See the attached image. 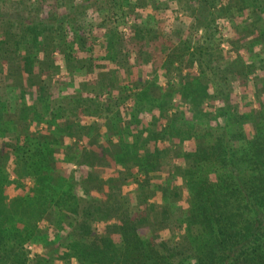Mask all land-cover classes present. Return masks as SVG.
I'll return each mask as SVG.
<instances>
[{
  "label": "trees",
  "instance_id": "trees-1",
  "mask_svg": "<svg viewBox=\"0 0 264 264\" xmlns=\"http://www.w3.org/2000/svg\"><path fill=\"white\" fill-rule=\"evenodd\" d=\"M215 1L119 0L118 3L117 0H0L1 93L7 90L18 96L44 99L47 81L53 76L51 71L59 68L58 62L67 69L72 68L75 73L94 65L97 57L99 61L105 60V55L99 50L112 44L111 37L105 33L112 29L115 7L118 6L119 18L127 31L122 35L119 32V50L126 49L124 42L127 38L132 42L133 50H165L167 59H170H166L168 64L172 63L171 55L175 50H186L191 61L200 66V73L206 72L212 79V89L223 102H227L226 109H234L233 112L237 113L231 116L227 112L225 118L228 125L219 130L210 129L206 138L211 137V142L199 141L197 149L185 153L182 165L166 174L155 170L156 166H151L152 170L146 172L159 175L158 212H118L115 195L110 196L111 201L84 199L81 212L71 213L76 214L77 220L62 240L55 242L46 236L42 252L30 255L24 244L37 236L35 221L46 212L56 195L58 203H53H62L60 195L50 192L47 186V192L41 190L42 198L34 197L23 202L11 200L6 207L5 198L0 194V264H264V100L257 102V107L248 99L249 110L240 111L239 103L231 101V85L233 82L243 85L248 81L250 64L239 55L223 62L224 58L219 54L212 60L214 54L210 53L215 50L212 49V37L215 39V34L220 32V26L225 21L228 22V17L238 35L241 34L239 37L243 36L241 39L235 36L230 40L231 45L238 48L240 40L248 37L251 46L264 47V0H232L222 8H215ZM219 9L220 16L216 14ZM182 15L205 31L207 37L202 45L192 42L185 23L179 20ZM237 17L240 18L235 20ZM122 59L123 56L119 62L111 59L110 63H119L121 67L124 63ZM222 63L225 68H221ZM47 65L49 70L44 67ZM162 68L169 87L168 98L173 96L174 90L182 95L183 101H188L192 114L200 113L201 77L197 73L194 78L188 73L182 74L181 65L175 69L177 76L172 74L168 65ZM151 84H141V89L137 88L133 95L160 99L144 92ZM28 89L31 92L26 94ZM256 90L264 92V85L255 84ZM208 95L206 92L204 96ZM24 106L20 102L19 113L14 110V119L24 113L27 109ZM9 111L11 109L7 105L3 112L0 110V115L15 122ZM173 112L166 109L160 116L166 118L165 127L159 126L160 138H165L166 132L168 134ZM138 113L140 111L135 104L130 117L123 118V127H127ZM39 121L37 117L36 122ZM228 126H231V131L223 138L222 133ZM71 128L79 131L83 124L76 120L64 126L66 131ZM72 134L69 132V136ZM241 137L242 142H235ZM104 152L113 162L121 163L120 146L112 153L107 149ZM116 153H119V158ZM195 159L211 166L210 175L215 180L214 184L208 178L195 179ZM105 160L101 157L100 165ZM97 161L100 162V159ZM5 164L6 158L0 156V169ZM90 174L97 177L94 172ZM178 178L187 188L185 209L174 205L175 199L180 196L175 186ZM210 189H215L221 196L215 197L216 193L210 192ZM229 202L239 211L228 209ZM243 212L250 213L251 217L242 228L233 230L221 226L224 221L242 217L240 214ZM176 214L182 216L174 218ZM100 222H104L101 233L95 229ZM14 223L20 227H13ZM173 224L183 230V236L180 239L160 238L159 231H171ZM141 227L149 229L150 237L140 233ZM112 235H119V246L114 244ZM61 247L63 261L55 259L60 256L58 251Z\"/></svg>",
  "mask_w": 264,
  "mask_h": 264
},
{
  "label": "rangeland",
  "instance_id": "rangeland-1",
  "mask_svg": "<svg viewBox=\"0 0 264 264\" xmlns=\"http://www.w3.org/2000/svg\"><path fill=\"white\" fill-rule=\"evenodd\" d=\"M117 1L119 3V0ZM230 1L232 0H217L214 4L215 8L227 6ZM114 14L112 29L105 33L106 36L111 37L112 44L110 47L106 45L105 50H99L105 55V60L99 61L98 57L95 59V63L99 66L94 63L88 69L74 73L72 68L67 69L58 62L59 68L51 71L53 76L47 81L44 99L36 96V98L18 96L7 90H2V93L0 91V110L3 112L9 105L11 111L8 114L12 119L16 117L15 111L19 113L20 102H23L26 106L24 108H27L19 118L14 119L15 122L0 115V156L6 158V164L0 169V194L5 198L6 207H9L11 200L23 202L34 197L42 198L41 190L47 192V186L50 187V192L60 195L59 201L62 202L53 203H58L56 195L46 212L35 221L38 234L30 240L31 242L24 244L30 255L43 251L41 248L46 236H50L55 242L62 240L72 223L77 220L76 214H72L81 212L84 199L111 201L110 196L115 195L118 212H158L160 179H157V176L159 175L146 174V172L156 166L155 170L166 174L174 167L182 165L185 161V153L197 149L199 141L211 142V137L206 138L210 129L219 130L218 128L222 129L228 125L225 118L227 112L231 116L234 113L237 115L235 111L233 112L234 109L228 107L226 109L227 102H223L212 89L214 85L212 79H209L206 72L200 73V66L191 61L186 50H175L171 55L172 58L170 57L171 64L167 62L170 59H167L165 50H133L132 42L127 38L124 42V48L127 50H119V32L122 35L127 34V31L119 18L118 6L115 7ZM216 14L220 16V9L216 10ZM184 18L182 15L179 20L185 23L186 32L188 31V35L192 37V42L202 45L207 37L205 31L194 25L191 20ZM230 20L228 17V22L225 21L224 25L220 26V32L215 34V39L212 37L214 43L212 49L215 50H211L210 53L214 54L212 60H215V56L219 54L224 58L223 62L239 55L250 64L248 81L243 82V85L239 82H233L231 85L232 103H239V110L246 112L249 110L248 99L257 107V102L264 100V92L255 91V84L264 85V47L251 46L250 38H245L246 34H244L245 39L240 40V47L231 45L230 40L241 34L238 35L237 29L231 25ZM53 56L56 57V54ZM121 56L124 58L121 67L119 63H110L111 59L119 62ZM164 65L169 66L174 76L178 74L175 69L181 65L182 74L188 73L194 78L197 73V76L201 77L203 92L200 113L192 114L188 101H183L182 95L174 90L171 100V96L168 98L169 87L162 68ZM220 66L225 68L223 63ZM44 67L46 70L50 69L49 65ZM250 80L255 83L252 84ZM149 82L152 84L146 86L144 92L158 96L160 99L156 100L154 97H144V95L137 98L133 95L137 88L141 89L139 88L141 84L145 85ZM133 87L134 89L130 90ZM29 92L30 89L26 94ZM206 92L209 93L207 97L204 96ZM135 104L140 113L134 120L128 122L127 127H123L125 125L123 118L130 117V111ZM214 107L216 108L213 109ZM126 108L130 110L126 111ZM166 109L174 111L173 119L169 121L166 137L160 138L159 126L165 127L166 119L160 116ZM37 117L39 122H36ZM76 120L83 124L81 130L64 129L67 123ZM230 127L223 131V138L225 134L230 133ZM69 132H73L72 136H69ZM235 142H242V137ZM119 146L121 163H115L104 150L107 149L112 153L119 149ZM101 157L106 159L102 165H100ZM117 157L119 158V153ZM97 159H100V162ZM193 167L196 180L198 177H204L211 179L212 184L215 183L213 176L210 175L209 164L200 163L195 159ZM90 172H94L97 177H93ZM55 177L56 182L53 181ZM175 184L180 196L175 199L174 205L185 209L187 188L180 178L176 179ZM210 192H215V197L221 196L215 189H210ZM78 198L81 200L79 201ZM234 206L232 202L228 203V209L238 212L239 209ZM177 215H174V218L182 216ZM240 215L243 216L230 222L224 221L221 226L233 230L242 228L251 215L248 212ZM103 225L104 222H100L95 225V229L101 233ZM13 227L19 228L20 225L14 223ZM172 227L171 231L160 230V238L180 239L184 234L183 230L174 224ZM139 231L143 236L151 235L146 227H141ZM110 237L116 246L120 245L119 235ZM62 253L61 247L58 251L60 256L57 258L54 256L53 261L54 258L63 261Z\"/></svg>",
  "mask_w": 264,
  "mask_h": 264
}]
</instances>
